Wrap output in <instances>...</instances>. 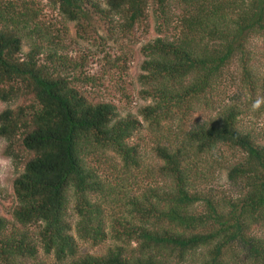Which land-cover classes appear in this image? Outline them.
Wrapping results in <instances>:
<instances>
[{
	"label": "trees",
	"instance_id": "1",
	"mask_svg": "<svg viewBox=\"0 0 264 264\" xmlns=\"http://www.w3.org/2000/svg\"><path fill=\"white\" fill-rule=\"evenodd\" d=\"M45 1L84 34L97 17L122 39L151 10L157 37L141 48L138 81L152 104L139 115L161 164L145 166L131 143L137 117L80 92L81 76L67 72L79 64L59 53L33 1L0 0V101L20 102L0 113V138L22 169L10 220L0 216V264H184L197 252V264H264L255 233L264 230V145L242 128L241 102L222 97L238 83L251 102L264 99L251 46L264 41V0ZM222 168L235 196L209 184ZM72 230L94 246L115 244L82 254Z\"/></svg>",
	"mask_w": 264,
	"mask_h": 264
},
{
	"label": "rangeland",
	"instance_id": "2",
	"mask_svg": "<svg viewBox=\"0 0 264 264\" xmlns=\"http://www.w3.org/2000/svg\"><path fill=\"white\" fill-rule=\"evenodd\" d=\"M31 1L38 7L41 22L51 27L53 35H57L61 40L59 53L65 54L68 61L79 64L74 70L70 69L67 72L71 76H81V80L75 83L80 92L89 101L111 103L115 106L120 117L128 115L137 117L142 128L132 137L131 143L140 147L145 166L153 169L159 167L161 161L151 151L152 141L148 133L147 123L143 122L142 117L139 115V110L142 107L152 104L149 98L143 99L140 96L143 89L138 81V77L142 74L140 67L144 60L141 48L157 37L151 10H149L148 20L135 30L131 38L122 39L116 29H109L110 26L102 23L97 17L93 18L91 27L86 28L87 33L84 34L76 28L74 22L64 21L57 7H53L45 0ZM96 1L101 7H104L103 0ZM112 19L114 20L112 25L115 26L117 19L115 17ZM251 46L254 52L252 67L255 71L263 72L264 41L261 39L253 40ZM28 52L29 47L26 41H22L20 57L23 58ZM42 58L43 56L39 57V59ZM117 58L120 60L118 63L119 69L111 68L110 65ZM122 59L126 62L124 64L127 69L125 73L119 71L123 67ZM236 71L238 72L237 69ZM222 93V97L228 102L232 100L241 102L240 106L243 108L240 116L242 128L252 131L254 136L258 138L257 140L264 145V99H257L254 103L251 102L249 95L240 89L238 83L228 86ZM245 102L247 103L246 106ZM257 102H259L258 106H255ZM19 105V101L12 103L0 101V113L7 108L15 109ZM213 114L215 115V113H199L196 114L198 115L196 119L215 118ZM5 147V140L0 138V216L10 220L11 210L16 205L13 194V181L22 172V169L15 166L12 160L4 155ZM223 152L226 155L225 157H229L228 152ZM151 181L156 182L158 187L164 189L169 186V183L164 182L163 177L157 175ZM209 184L215 190L227 191V194L230 195L235 196L237 193L235 189L228 187L227 170L223 168L214 170ZM70 216L71 222L74 223L76 218L73 217L71 212ZM33 230L34 228H32ZM255 233L261 235L264 234V230L258 228ZM72 235L76 239L82 254L98 256L115 244L111 238H108L103 244L94 246L80 240L74 230H72ZM201 254V252L195 253L184 264H197V258H200ZM193 259L194 261H192Z\"/></svg>",
	"mask_w": 264,
	"mask_h": 264
},
{
	"label": "clouds",
	"instance_id": "3",
	"mask_svg": "<svg viewBox=\"0 0 264 264\" xmlns=\"http://www.w3.org/2000/svg\"><path fill=\"white\" fill-rule=\"evenodd\" d=\"M258 104H259V102H257V105H255V106H258ZM255 106H254V107H255Z\"/></svg>",
	"mask_w": 264,
	"mask_h": 264
}]
</instances>
